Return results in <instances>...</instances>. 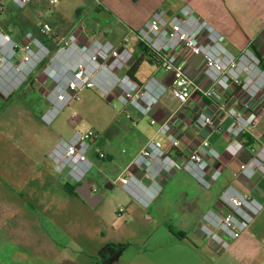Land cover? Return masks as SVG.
<instances>
[{"label": "rangeland", "instance_id": "rangeland-1", "mask_svg": "<svg viewBox=\"0 0 264 264\" xmlns=\"http://www.w3.org/2000/svg\"><path fill=\"white\" fill-rule=\"evenodd\" d=\"M88 3V0H58L54 6L43 5L42 13L46 14L40 20L51 27L46 35L48 42H44L39 27L35 35L50 53L23 84L8 94L0 91V264H189L198 261L200 254L208 256L212 263L218 253L214 250L211 256L206 251L211 239L201 227L206 214L223 213L209 209L203 215L206 201L193 203L192 210L183 212L180 200L183 185L175 184L171 193L156 203L155 208L166 210L158 215L153 206L145 207L121 183L106 189L109 178L96 164L87 177L98 189L92 196L96 202L91 205L65 190L63 181L70 185L73 181L67 170L57 172L49 158L56 141L58 144L76 132L86 131L104 137L121 115V104L111 101L97 88H86L52 123L42 120L41 113L50 105L46 109L41 103L47 101L53 89L37 87L32 75L44 72L64 39L76 40L73 30L76 22L83 29L88 26L78 15ZM61 6L64 12H56ZM23 19L20 15L18 29L25 30ZM6 21L0 19V31L7 32ZM167 102L179 104L174 97ZM157 105L145 119L154 117ZM119 125L121 129L131 128ZM121 129L112 127L110 132L119 134ZM116 144L119 150L128 149L124 141L118 139ZM179 170L185 172L183 165ZM190 202L187 200V204ZM222 206L227 213L228 209ZM168 225L178 233H186L187 241L171 234ZM192 241L197 251L191 252Z\"/></svg>", "mask_w": 264, "mask_h": 264}, {"label": "built area", "instance_id": "built-area-1", "mask_svg": "<svg viewBox=\"0 0 264 264\" xmlns=\"http://www.w3.org/2000/svg\"><path fill=\"white\" fill-rule=\"evenodd\" d=\"M1 1V0H0ZM34 0H14L18 9H25ZM52 5L58 0H45ZM90 7L98 8L102 0H88ZM43 35H49V24H38ZM135 36L144 45L156 65L170 75L166 83L152 75L143 82L131 78L126 71L135 60L130 49L131 37ZM26 42L19 44L13 37L0 31V91L8 94L19 87L43 63L49 55L48 47L33 33L26 35ZM58 53L44 69L55 87L49 93V109L42 114V120L48 124L77 99L78 93L86 88H97L111 99L118 93L119 104L123 108L131 107L140 116L145 117L156 106L167 91L178 100V109L159 127L157 135L165 137L173 146L178 138L173 131L178 127L179 114L194 94L212 101L216 112L222 116L200 114L196 123L205 138L186 158L183 169L205 188H211L208 169L210 159H218L219 152L211 146L209 135L219 131L225 118H231L232 124L227 132L240 137L256 126L262 114L255 108L264 87V70L261 60L249 49L240 55L231 53L223 45V36L208 22L197 17L190 6H184L178 15H169L164 9L158 10L138 30H130L119 45L106 40H93L89 45H78L75 38L64 39ZM58 55L75 56L73 63L61 69L54 67ZM15 60L19 62L16 63ZM203 70L209 82L207 87L195 80V75ZM236 89L240 106L226 108L224 94ZM128 119L134 120L131 115ZM151 125L156 124L151 120ZM100 135L94 131L76 132L69 140L61 139L50 152L49 158L57 172L67 170L73 184H81L95 168L90 152ZM101 159L104 154H99ZM143 170L145 178L154 179L163 173L177 170V164L164 149V143L157 137L150 138L131 163ZM129 167L119 177L124 189L145 207L148 205V190L138 178L130 175ZM241 171L251 177L257 172L264 174V143L253 155L250 162L241 166ZM117 180V181H118ZM98 189L92 185V193ZM149 192V191H148ZM150 196V195H149ZM221 202L228 209L225 214H206L202 231L211 239V246L221 254L230 248L233 241L239 239L263 206L231 189L221 194ZM124 209L120 210L123 213ZM209 225L212 227L210 228Z\"/></svg>", "mask_w": 264, "mask_h": 264}, {"label": "crops", "instance_id": "crops-1", "mask_svg": "<svg viewBox=\"0 0 264 264\" xmlns=\"http://www.w3.org/2000/svg\"><path fill=\"white\" fill-rule=\"evenodd\" d=\"M46 4L54 6L45 0H34L25 9H18L14 0H1L0 19L7 20L4 26L7 33L19 43H25L27 33L31 32L34 35L37 33L38 24L42 22L40 18L46 14V12L42 13V6ZM88 5L85 9H80L78 13L82 22L88 23V26L83 29L78 22L73 26L74 33L77 35L75 42L78 45H89L95 39L106 40L114 45H119L130 30H138L156 11L164 9L173 16L178 15L184 6H190L199 19L208 22L221 33L223 45L231 53L240 55L249 48L261 60V68L264 70V0H102V5L98 8L90 7V3ZM60 8L61 10H56V12H64V7L61 6ZM27 10H31V12L26 13ZM20 15L24 16L25 30L18 29L21 27ZM130 49L135 56L133 64L137 60L141 61L139 70L135 74L136 81L143 82L154 75L163 82H170V75L156 65L144 45L135 36L131 37ZM75 59L74 55L72 57L58 55L53 65L56 69H61L67 64L73 63ZM15 62L18 63L19 61L15 60ZM130 68L118 72V75L128 73ZM32 76H35L32 80L37 87L46 86L50 90L55 87V82L49 79L44 72ZM195 80L204 87L209 85L202 69L196 73ZM236 92L237 90L233 88L224 94L226 108L240 106ZM170 97L174 96L170 91H167L161 98L159 106L157 105L153 113L154 117L151 119H145L149 114L142 117L133 108L122 107L121 115L109 126V131L104 137L100 136L95 141L90 152V158L94 161L95 166L97 164L103 169L104 175L109 178L105 188L113 189L117 183H121L118 180L119 177L123 176L124 171L130 166V175H134L148 187V190L142 192V195L147 194V207H154L162 196L169 195L175 184L183 185L184 188L180 194L183 212L192 210L193 203L206 201L203 215L209 209L225 214L226 210L219 199L227 189L248 197L262 205L263 209L254 217L241 237L233 241L228 250L218 255L215 254V260L212 263L208 261V256L200 254L198 261L189 264H264V174L257 172L249 177L241 171V166L249 163L264 143V87L257 100L254 101L256 110L262 114L256 126L240 137H233L227 132V128L233 121L231 118H225L221 129L209 135L211 146L220 154L218 159H210L208 169L209 179L212 183L210 190L199 184L185 170L183 172L179 169L188 155L206 137L196 123L197 116L209 114L217 116L219 119L222 115L216 112V106L212 101L202 98L200 94H194L179 114L178 127L173 131L178 138V143L173 146L165 137L157 135L159 127L179 107V104H168L167 100ZM117 98L118 93H115L110 100L119 103ZM41 104L46 109L49 107L48 101ZM128 115H131L134 120L128 119ZM151 120H155L156 124L151 125ZM119 124H125L131 128L129 130L121 129ZM112 127L115 130L121 129V133H111ZM152 137H157L163 141L165 151L176 161L177 170L165 172L154 179H148L145 178L141 168L132 166L131 163ZM118 139L127 143V150L117 148ZM55 145H57V141ZM101 153L105 155V158L99 157ZM100 168L98 170L102 172ZM66 182L63 181L64 184ZM75 197L83 200L79 196ZM187 200H192V203L187 204ZM154 210L158 215L166 211L162 207H154ZM167 228L171 234L177 236L178 232L172 226L168 225ZM179 234L181 240L187 241L186 233L179 232ZM196 238L199 242L202 241L199 236ZM189 243L192 246L190 247L191 252L197 251L196 243ZM206 251L214 256V249L210 244H207Z\"/></svg>", "mask_w": 264, "mask_h": 264}, {"label": "water", "instance_id": "water-1", "mask_svg": "<svg viewBox=\"0 0 264 264\" xmlns=\"http://www.w3.org/2000/svg\"><path fill=\"white\" fill-rule=\"evenodd\" d=\"M1 105V103H0ZM77 194L81 197L86 203L88 204H95L96 200L92 199V185L90 184L89 180H84L81 184L77 187Z\"/></svg>", "mask_w": 264, "mask_h": 264}, {"label": "trees", "instance_id": "trees-1", "mask_svg": "<svg viewBox=\"0 0 264 264\" xmlns=\"http://www.w3.org/2000/svg\"><path fill=\"white\" fill-rule=\"evenodd\" d=\"M43 40H44V42H48V40H47V36L46 35H44L43 36ZM141 61L139 60H137L133 65H132V67L130 68V70H129V72H128V74H129V76L131 77V78H133L134 80H136V78H135V74H136V72L139 70V67H140V63ZM78 185L79 184H76V185H70L68 182H66L65 184H64V188H65V190L69 193V194H71V195H75V196H78V194H77V187H78ZM177 236H179V237H181V235L179 234H177Z\"/></svg>", "mask_w": 264, "mask_h": 264}]
</instances>
